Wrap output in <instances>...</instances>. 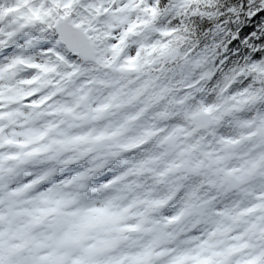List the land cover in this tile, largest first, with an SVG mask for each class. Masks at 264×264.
I'll return each instance as SVG.
<instances>
[{"label":"clouds","instance_id":"obj_1","mask_svg":"<svg viewBox=\"0 0 264 264\" xmlns=\"http://www.w3.org/2000/svg\"><path fill=\"white\" fill-rule=\"evenodd\" d=\"M0 264H264V0H0Z\"/></svg>","mask_w":264,"mask_h":264}]
</instances>
